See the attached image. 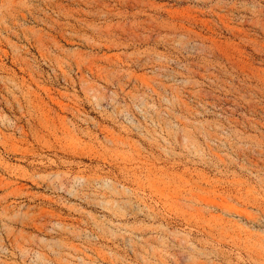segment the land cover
I'll return each mask as SVG.
<instances>
[{
    "label": "rangeland",
    "instance_id": "1",
    "mask_svg": "<svg viewBox=\"0 0 264 264\" xmlns=\"http://www.w3.org/2000/svg\"><path fill=\"white\" fill-rule=\"evenodd\" d=\"M0 264H264V0H0Z\"/></svg>",
    "mask_w": 264,
    "mask_h": 264
}]
</instances>
